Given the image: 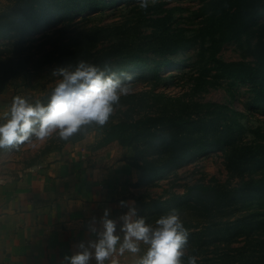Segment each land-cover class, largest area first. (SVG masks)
<instances>
[{
	"label": "trees",
	"instance_id": "obj_1",
	"mask_svg": "<svg viewBox=\"0 0 264 264\" xmlns=\"http://www.w3.org/2000/svg\"><path fill=\"white\" fill-rule=\"evenodd\" d=\"M148 4L141 9L139 0H7L0 8V96L17 76L33 88L42 69L71 71L80 61L115 72L123 82H142L148 88L122 94L104 125L90 122L68 140L54 134L45 148L94 130L100 137L91 148H119L118 160L137 171L139 186L156 185L220 151L228 176L239 178L236 184L212 178L164 199L140 196L137 214L153 226L172 210L179 214L188 232L183 264L193 256L197 264H264V123H248L264 114V20L258 22L264 0H198L195 9L169 0ZM243 38L253 65L218 56L225 43ZM194 46V71L162 75L174 64L168 55ZM177 76L185 78L179 95L160 89L177 85ZM224 81L249 84L252 98L243 109L196 98ZM53 89L40 104H47ZM143 247L142 255L148 245Z\"/></svg>",
	"mask_w": 264,
	"mask_h": 264
},
{
	"label": "crops",
	"instance_id": "obj_2",
	"mask_svg": "<svg viewBox=\"0 0 264 264\" xmlns=\"http://www.w3.org/2000/svg\"><path fill=\"white\" fill-rule=\"evenodd\" d=\"M22 87L8 95L6 85L0 96V117L14 96L35 103L49 89ZM54 134L0 150V264H61L64 255L77 251L79 242L95 239L90 229H99L105 208L119 229V217L127 212L120 202H134L137 209L136 198L150 194L151 186L135 184V169L112 159L109 150L100 154L91 148L96 142L94 130L80 140L46 149ZM139 246L140 252L115 253L105 264L138 260L141 242Z\"/></svg>",
	"mask_w": 264,
	"mask_h": 264
},
{
	"label": "clouds",
	"instance_id": "obj_3",
	"mask_svg": "<svg viewBox=\"0 0 264 264\" xmlns=\"http://www.w3.org/2000/svg\"><path fill=\"white\" fill-rule=\"evenodd\" d=\"M148 6V0H139V8L147 9ZM52 75L62 79L52 90L46 105L29 103L22 96L12 98L8 111L0 117V150L32 139L44 140L54 132L60 139L68 140L90 122L102 126L112 113L113 105L128 92V87L115 72L106 74L84 61L71 71L56 68ZM125 79L131 77L125 76ZM120 205L126 207L127 212L119 217V229L117 221L110 218V209L105 208L98 221L99 229H90L95 239L79 242L77 251L64 255L61 264H91L93 260L95 264H105L115 253L140 252L139 242L148 248L137 264H183L182 249L187 243L188 232L175 210L160 216L153 226L138 216L134 202L121 201ZM93 223H97L95 217ZM188 264H197L196 257H189Z\"/></svg>",
	"mask_w": 264,
	"mask_h": 264
},
{
	"label": "rangeland",
	"instance_id": "obj_4",
	"mask_svg": "<svg viewBox=\"0 0 264 264\" xmlns=\"http://www.w3.org/2000/svg\"><path fill=\"white\" fill-rule=\"evenodd\" d=\"M7 4V0H0V8ZM182 4L191 9L197 8L198 0H169V5ZM264 20V12L258 18V22ZM254 41V40H252ZM198 47L194 46L188 50L178 51L174 54L168 55L174 64L169 68H163L161 72L163 76H169L173 74L182 75L185 72H190V69H193V62L196 59V54ZM218 56L223 60H243L248 64V66L253 65L254 57L247 48L246 40L243 38L241 40L229 41L223 45ZM55 68H44L39 71L35 79H40L38 86H45L47 89L55 88L56 84L62 79L61 76H53V70ZM185 73V74H186ZM124 75L123 77H125ZM32 77V76H31ZM184 77L177 76L175 81L178 82L177 85L168 83L165 86H161L160 89L166 91V93L171 95H179L184 84ZM25 77L22 75L17 76L16 78L10 80L7 85V93L11 95L15 92H20L24 90L22 84H24ZM128 87L129 91H142L148 86L144 85L140 81L133 82H124ZM187 84V83H186ZM182 85V86H181ZM188 87V86H186ZM48 89V90H49ZM231 90V93L229 91ZM252 92L250 91V86L247 83H236L230 84L228 81H224L223 84L217 88L210 89L207 92L202 93L199 96H196L197 99L201 101H216L220 103H226L231 107L237 109H243L244 104L251 100ZM43 100V99H42ZM41 101V100H40ZM39 102V100H38ZM256 117V118H255ZM255 117L250 118L249 122L252 125L263 124L264 114L258 112ZM96 132V131H95ZM96 139L100 137V134L96 132ZM249 139V135L246 137ZM96 141V140H95ZM100 154L104 151L100 149H94ZM108 153H111L112 159L118 160L121 156V150L119 148H112ZM216 178L221 182L228 181L231 185H234L238 182V177H229L227 170L223 164V156L220 151H211L202 157L197 158L195 161L190 163L187 166L179 167L174 173L170 174L168 177L163 178L158 181L156 185H151L149 189V197L160 198L162 199L169 197L172 193L181 194L185 191V187L196 183L198 181H203L205 183L209 182L210 179ZM143 242H141L142 248Z\"/></svg>",
	"mask_w": 264,
	"mask_h": 264
}]
</instances>
